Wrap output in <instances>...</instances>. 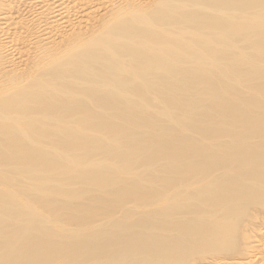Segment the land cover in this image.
<instances>
[{
    "label": "bare ground",
    "instance_id": "obj_1",
    "mask_svg": "<svg viewBox=\"0 0 264 264\" xmlns=\"http://www.w3.org/2000/svg\"><path fill=\"white\" fill-rule=\"evenodd\" d=\"M0 264H264V0H0Z\"/></svg>",
    "mask_w": 264,
    "mask_h": 264
}]
</instances>
